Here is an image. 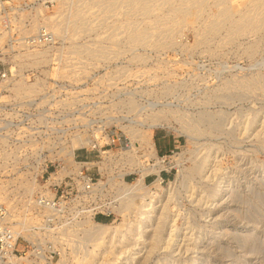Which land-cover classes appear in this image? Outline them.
Here are the masks:
<instances>
[{
	"label": "rangeland",
	"instance_id": "obj_1",
	"mask_svg": "<svg viewBox=\"0 0 264 264\" xmlns=\"http://www.w3.org/2000/svg\"><path fill=\"white\" fill-rule=\"evenodd\" d=\"M65 1L53 22L63 65L33 70L39 83L0 84V103L41 126L48 173L72 164L75 139L99 141L103 128L139 140L152 129L171 173L130 197L119 159L91 152L104 205L42 230L25 211L27 191L11 195L9 166L0 164V204L16 228L41 239L46 256L53 250L52 264H264V0ZM163 189L160 200L150 196ZM99 210L108 211L103 221L92 218ZM128 214L129 234H107ZM96 222L110 228L97 235Z\"/></svg>",
	"mask_w": 264,
	"mask_h": 264
},
{
	"label": "built area",
	"instance_id": "obj_2",
	"mask_svg": "<svg viewBox=\"0 0 264 264\" xmlns=\"http://www.w3.org/2000/svg\"><path fill=\"white\" fill-rule=\"evenodd\" d=\"M64 2L67 3L65 0H0V84L12 82L15 78L39 83L41 78L33 70L46 66L61 68L59 52L64 48L59 36L62 30L59 33L53 22L59 21L67 10V6H62ZM62 29L64 32L67 30L64 26ZM51 80L50 83L56 82L54 78ZM26 117V112L18 111L15 103H0V147L6 148L4 153L0 152V164L9 166L6 179L11 182L10 194L27 191L31 198L25 211L37 215L38 222L31 225L35 229L49 230L68 216L100 208L102 203L96 201L95 195L99 193L101 184L96 173L90 170L94 165L88 157L91 152L95 153L94 157L103 155L107 160L119 159L121 184L127 183L128 177L134 173L143 175L142 181L149 184L157 181L161 184L169 179L171 166L166 161L167 155L157 150L154 140V150H150L144 140H139L140 137L130 131L115 133L106 128L101 130L99 141L94 136L70 149L72 164L51 178L50 174L57 172L63 164L47 172L53 162L46 159L48 154L40 144L41 126L34 125ZM168 151L172 152V149ZM58 155V149L53 147V159L58 160ZM45 172L49 175L41 182ZM15 179L24 182L22 189L13 184ZM28 183H34L36 187L28 191ZM105 207L107 210L112 208L109 205ZM97 213L92 212L93 219H97ZM99 213V217L108 216V211L99 210ZM8 215V208L0 204V264H52L55 252L51 250V254L46 256L42 251L43 241L24 237L22 229L16 228L20 222Z\"/></svg>",
	"mask_w": 264,
	"mask_h": 264
},
{
	"label": "bare ground",
	"instance_id": "obj_3",
	"mask_svg": "<svg viewBox=\"0 0 264 264\" xmlns=\"http://www.w3.org/2000/svg\"><path fill=\"white\" fill-rule=\"evenodd\" d=\"M65 3V2H64ZM262 3H264V2H262ZM71 16V15H70ZM50 17V16H49ZM255 17V16H254ZM259 21V20H258ZM56 23V22H55ZM248 24V23H247ZM256 26V25H255ZM53 27H54V24H53ZM253 28V27H252ZM152 129H150V134L147 136V134H146V136L147 137H145L144 138V142L146 143V144H148V146L150 147V150H154V147H153V139H152V135H151V133H152V131H151ZM73 143H76V144H73ZM70 146H71V149L72 148H76V147H78V146H80L81 145V143H80V140L77 138V139H75L74 140V142H73ZM71 151V150H70ZM105 152H108V151H105ZM71 161L73 160V155H72V152H71ZM64 164H66V166L68 165L67 164V162L66 163H64ZM66 166L64 167L63 165H61V168H59L58 169V171L57 172H52L51 174H50V177L51 178H55V177H57V175H59V174H61L62 173V171H64L65 169H66ZM142 176L143 175H140L139 177H137L136 179H134V181H132L131 183H122V184H124V185H122L121 186V189L120 190H122L121 192H122V194H125V193H131L130 194V197H132V196H134V193H143V192H145L146 193V188H148L147 186H148V184L146 185V183H144L143 181H142ZM159 185V182L157 181V182H154L152 185H157V184ZM32 187V186H31ZM28 189H30L29 187H28ZM165 194H166V190H164L163 189V192H155V191H152L151 193H150V196H153L155 199H158V200H160L163 196H165ZM254 194V193H253ZM257 196V195H256ZM150 198V197H149ZM257 200V199H256ZM259 201V200H258ZM149 204V203H148ZM241 204V203H240ZM247 204H249V203H247ZM143 208H144V206H142ZM262 207H264V206H262ZM133 210V209H132ZM234 211H235V209H233ZM253 215V214H252ZM139 216H141V217H143L140 213H139ZM250 216V215H249ZM245 217V216H244ZM243 217V218H244ZM124 218V220H123V222L121 223V229H117V227H114V226H111L112 228H110V225H108V224H106V223H102V222H96L95 223V227L93 228V232H95V234H97V235H100V236H102L103 235V233H105V231L108 229V228H110L109 229V231H108V233L107 234H115L114 232H117V231H119L120 233H119V235L120 234H122V235H126V234H129L130 232H131V230H132V228H133V221H134V219L133 218H131V216H129V214L128 215H126V216H124L123 217ZM146 218V217H145ZM246 218V217H245ZM252 218V217H251ZM150 219V218H149ZM149 219H146L147 220V222L145 223L146 225H148V224H150V223H152V221L151 220H149ZM252 220V219H251ZM255 220V219H254ZM145 221V220H144ZM135 222V221H134ZM121 230V231H120ZM102 242V243H101ZM104 245V242L103 241H100L99 242V244H96L97 245V247H99V246H101V245ZM100 248V247H99ZM221 248V247H220ZM249 251H251V250H249ZM89 261H91L90 259H88Z\"/></svg>",
	"mask_w": 264,
	"mask_h": 264
},
{
	"label": "trees",
	"instance_id": "obj_4",
	"mask_svg": "<svg viewBox=\"0 0 264 264\" xmlns=\"http://www.w3.org/2000/svg\"><path fill=\"white\" fill-rule=\"evenodd\" d=\"M104 219H105V218H102V217H99V216L97 217V220H98V221H103Z\"/></svg>",
	"mask_w": 264,
	"mask_h": 264
},
{
	"label": "crops",
	"instance_id": "obj_5",
	"mask_svg": "<svg viewBox=\"0 0 264 264\" xmlns=\"http://www.w3.org/2000/svg\"><path fill=\"white\" fill-rule=\"evenodd\" d=\"M165 145V144H164Z\"/></svg>",
	"mask_w": 264,
	"mask_h": 264
}]
</instances>
